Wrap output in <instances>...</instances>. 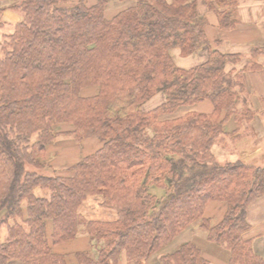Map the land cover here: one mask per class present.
Here are the masks:
<instances>
[{"label":"trees","instance_id":"16d2710c","mask_svg":"<svg viewBox=\"0 0 264 264\" xmlns=\"http://www.w3.org/2000/svg\"><path fill=\"white\" fill-rule=\"evenodd\" d=\"M132 1L112 18L107 0H17L7 8L22 19L1 44L0 264H68L54 248L75 240L82 225L92 252H77L78 264H146L157 254L158 264H209L195 242L163 252L197 224L230 252L228 264H264L247 237L249 208L264 197V166L221 164L212 152L218 139L241 136L256 119L245 73L258 68L241 67L242 56L221 48H209L199 66L178 67L175 49L190 57L208 43L199 0ZM203 1L221 29L235 26L237 0ZM89 87L97 93L83 95ZM160 92L165 101L145 110ZM204 101L211 113L177 117ZM61 125L78 142L96 137L103 146L72 176L29 170L46 166ZM152 188L169 197L162 201ZM92 197L114 218L83 214ZM215 202L226 205L220 221L205 216Z\"/></svg>","mask_w":264,"mask_h":264},{"label":"rangeland","instance_id":"374dc122","mask_svg":"<svg viewBox=\"0 0 264 264\" xmlns=\"http://www.w3.org/2000/svg\"><path fill=\"white\" fill-rule=\"evenodd\" d=\"M95 2L96 0H89L88 4L91 5L94 4ZM12 3L13 4L17 3V0L15 1L0 0V8H6L3 18L8 23L3 29H0V57L2 56L1 44H2L3 35L11 33L13 31L15 24L22 19V14L20 12L7 10L9 5H11ZM133 4L134 2L132 0H107L106 16L108 18H112L118 12H120L123 9H126L127 7L132 6ZM200 4L201 6L205 5L203 0H200ZM206 14H210L208 16L209 22L207 24V29L209 32V36L211 37L212 29H213L212 24H214L213 20L215 18V20L217 21L218 17L216 13H206ZM217 46L218 45L216 44V42L213 41L212 38H209L207 45L190 57H183L180 54V51L178 49H175L173 51L175 63L178 67L186 68V69L199 66L207 61L209 55V48L215 49ZM97 90H98L97 87H89V88H85L82 91V93L83 95L90 96V95H95L97 93ZM165 99H166L165 94L160 92L155 97H153L152 99H150L145 103L144 109L151 110L157 107L158 105H160L161 103H163ZM195 108L196 110L193 111ZM187 109H190L193 112L209 114L210 112L213 111V105L210 101H204L193 107H185L178 111L177 117L185 115L186 113L183 112L187 111ZM192 111L188 110V112H192ZM169 118H170L169 116H163L161 117V120H166ZM259 123H262L264 125L263 122L258 121V119H256V121L253 123L254 127L257 128ZM234 126L236 127V124L233 121H230L226 126V128L228 129V131H233ZM69 130H71L69 125L58 126L57 127L58 137L49 147L47 153L46 166L41 170L35 169L34 167H29L28 169L34 170L37 173L48 176L50 175L72 176L74 174L73 167L75 164L81 161L84 157L96 153L103 146V142L96 137L85 139L82 142H78L76 139H74L73 135L67 132ZM239 132H241V129ZM260 135L261 136L264 135V130L260 132ZM245 136H250V135L245 134L244 137ZM242 137L243 135L242 136L229 135L225 137L223 140H221V138L220 140L218 139V141L212 148V152L216 158V161H218L221 164H225L228 162H235L236 159L237 160L242 159L251 164L264 166V153H261L257 157L246 156L244 158L240 157L239 159L235 158V156H240L238 155V152H240V148L249 147L252 141V140H248L246 145L242 143L243 141ZM37 139H38L37 135H34L32 141L35 142ZM151 191L157 194L162 201L165 200L167 197H169V194H167L166 191L162 189L152 188ZM36 194L40 196H45L47 195V192L42 189H37ZM263 200L264 197L260 198L257 201L255 207L251 209L252 211L249 216L250 221L253 222L257 221L256 216H255L256 220L254 219V214L255 212H258L260 206H263L264 204ZM99 202H100L99 198L96 197L90 198L88 202H86L85 205L83 206L82 209L83 214H86L90 219H97V220H110L114 218L115 216L114 212L107 209H103L99 205ZM220 205L226 207L224 203H217V202L211 203L206 209L205 216L218 217V215H220V210H219ZM51 232H52V225L51 223H49L48 237L50 241H51ZM3 237H5V232ZM86 238L89 241L88 235L85 233V227L82 225L80 226V233L75 240H72L62 245H57L54 249L57 253H61L66 256L68 264H78L75 257V254L77 252L79 251L92 252V246L85 241ZM188 242H196L206 253H208V251L214 252L213 249L209 248L210 245H207L208 243L209 244H214V243H211L207 240V232L201 229L198 224L189 226L172 243H170V245L166 249H164L163 252L164 251L172 252L177 247ZM262 244L264 245V243ZM214 245L220 246L217 244ZM257 252L262 256H264V247L262 246V250L261 248H257ZM124 260H125L124 263L128 264L125 258ZM13 264H18V262H14ZM149 264H152L151 261Z\"/></svg>","mask_w":264,"mask_h":264},{"label":"crops","instance_id":"0c3cea01","mask_svg":"<svg viewBox=\"0 0 264 264\" xmlns=\"http://www.w3.org/2000/svg\"><path fill=\"white\" fill-rule=\"evenodd\" d=\"M198 6L200 14L207 22L205 27L207 39L212 38L218 45L216 48H221L226 53L242 56L243 60L240 64L241 67L250 68L256 66L258 68L257 71H248L245 73V83L251 107L257 111L256 119L264 123V0H237V5L233 13V19L236 21V24L229 30L220 28V15L218 13L208 10L206 4L201 6L200 0L198 1ZM206 13H216L218 17L217 21L215 18L213 20L214 24H212L213 29L211 37L207 29V24L209 22L208 16L210 14ZM188 110L192 111L187 109V111L183 113H188ZM195 110L196 108L193 111ZM253 123L249 127H241V136L243 135L242 143L247 145L248 140L252 141L249 147L240 148V152H238L240 156H235V158L239 159L240 157L244 158L246 156L257 157L261 153H264V135H260V132L264 130V125L259 123L258 127L255 128ZM234 130L235 126L233 131ZM245 134H249L250 136L244 137ZM256 204L257 201L248 211V220L252 225V230L247 233V237L254 238V250L259 254L257 248H261L262 250V246L264 247L262 244L264 243V204L259 207L258 212H255L254 219L256 220V216L257 221L253 222L250 221L249 216L252 211L251 209L254 208ZM219 210L220 215H218V217H211L215 221H220L224 215V207L220 205ZM85 241L92 246L90 238L89 241L87 238ZM207 245H210L209 248L213 249L214 252L208 251V253H206L201 247L200 248L203 251V255L208 259L209 264H228L230 252L226 248L209 243ZM158 255L159 254L152 256L146 264H149L150 261L152 264H158ZM259 255L262 256L261 254ZM262 257L264 258V256ZM124 261V258H122L119 264H125Z\"/></svg>","mask_w":264,"mask_h":264}]
</instances>
